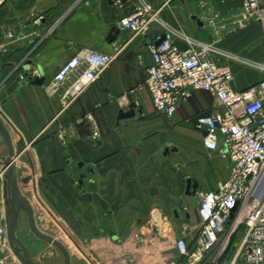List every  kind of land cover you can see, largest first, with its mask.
Returning a JSON list of instances; mask_svg holds the SVG:
<instances>
[{
    "label": "crops",
    "instance_id": "crops-1",
    "mask_svg": "<svg viewBox=\"0 0 264 264\" xmlns=\"http://www.w3.org/2000/svg\"><path fill=\"white\" fill-rule=\"evenodd\" d=\"M164 1L168 4L161 18L166 23L210 43L215 35L204 21L208 11L228 17L242 0ZM135 3L123 0L118 7L112 0H8L0 6V45L8 44L7 52L0 53V119L9 135L19 192L36 229L65 246L70 264L177 260L175 240L183 237L192 248L197 243L198 195L216 190L230 175L222 144L215 152L206 151L203 131L192 123L203 113L224 111L209 94L195 92L167 118L155 111L142 88L152 65L145 43L158 26L146 37L120 30L119 20ZM7 29L13 30L15 40L5 38ZM221 37L218 46L223 50L264 64V33L258 26ZM116 48L122 49L120 55L70 104L60 95L45 94V85L78 52L111 56ZM28 62L30 71L39 70L44 77L43 86L22 85ZM222 64L233 71L235 91L264 80L258 70L227 60ZM132 105L133 116L119 118ZM8 152L0 134V157ZM151 215L161 223L156 236L147 227ZM19 223L17 233L26 237L20 241L33 261L63 264L57 248L31 233L25 214ZM135 233L145 235L146 241L134 243Z\"/></svg>",
    "mask_w": 264,
    "mask_h": 264
},
{
    "label": "built area",
    "instance_id": "built-area-1",
    "mask_svg": "<svg viewBox=\"0 0 264 264\" xmlns=\"http://www.w3.org/2000/svg\"><path fill=\"white\" fill-rule=\"evenodd\" d=\"M7 2L0 0V6ZM112 2L121 7L123 0ZM167 4L163 0H136L133 10L119 20L118 28L135 37H146L153 26H158V32L145 43L152 65L146 70L142 88L149 93L155 111L167 118H171L179 105L195 92L209 94L215 105L224 111L199 119L195 128L206 132L203 139L206 151L215 152L219 143L222 144V158L229 160L231 169L228 180L218 184L216 190L198 195L195 248L189 251L186 239L178 238L172 248L177 259L185 261L172 260L166 264H215L216 260L208 256L222 242L225 244L223 236H226L228 226L235 225L237 212L243 209L247 211L240 215L236 225L244 223L246 230L232 264H264V80L245 90L235 91L231 86L233 71L223 65L222 60L236 62L263 74L264 64L218 46L224 34L250 25L258 26L264 33V0H242L238 10L228 17L208 11L204 21L215 35V41L210 43L191 38L166 23L161 12ZM4 36L7 40H15L11 29L5 30ZM7 45H0V53L7 52ZM121 51L116 48L111 56L93 50L78 52L56 71L44 87L45 94L60 95L64 104H70L97 82ZM31 72L33 77H39L38 71ZM21 79L25 80L24 76ZM97 138L98 134L94 133L93 139ZM160 224L157 215L149 217L147 227L153 236L161 234ZM132 241L142 244L146 237L135 233ZM0 264H20L8 244L2 193Z\"/></svg>",
    "mask_w": 264,
    "mask_h": 264
},
{
    "label": "water",
    "instance_id": "water-1",
    "mask_svg": "<svg viewBox=\"0 0 264 264\" xmlns=\"http://www.w3.org/2000/svg\"><path fill=\"white\" fill-rule=\"evenodd\" d=\"M193 21H195L199 26H202V23L199 19L196 17L191 18ZM117 28L112 29V33L117 35L118 33ZM111 39L112 35L109 36ZM30 63L28 62L26 64L25 70L26 73L24 74L25 82H23L22 85L30 84L31 86L41 87L44 85L45 79L42 76V74L39 72V77H33L32 72L30 71ZM134 106H130V111L128 114H120L119 118H127L133 116V108ZM209 113H203L197 117H195L192 120V123L194 125L197 124V121L199 119L208 118ZM0 134L3 136L7 146H8V156L6 158L0 157V174H1V189H2V197L4 201V207H5V219H6V233H7V240L9 247L15 256V258L18 260L20 264H37L35 261H33L25 246L23 243L17 238V229H18V223H19V217L21 214H25L28 218V226L31 231V233L38 239L52 244L54 247H56L63 256V264H70V256L65 248V246L60 243L57 240H54L53 238L49 236H45L41 234L35 227L32 211L28 204V202L25 200L24 197L21 196L18 188V182L16 178L15 173V166L13 162V153L12 149L10 147V139L8 132L3 125L1 119H0ZM206 135V132L203 131V136ZM84 176H81L83 178ZM191 187V181H187V191H189ZM197 185L193 186V189H196ZM193 194H195V190L193 191ZM234 212V210H233ZM232 212V213H233ZM233 217V214L231 215V218Z\"/></svg>",
    "mask_w": 264,
    "mask_h": 264
},
{
    "label": "rangeland",
    "instance_id": "rangeland-1",
    "mask_svg": "<svg viewBox=\"0 0 264 264\" xmlns=\"http://www.w3.org/2000/svg\"><path fill=\"white\" fill-rule=\"evenodd\" d=\"M246 211H247V209H245V210L243 209V210L238 211L237 212L238 217L234 222L235 225H234V223H232V225H234L233 227L231 225L228 226L227 234H226V236H223V237H225L224 240H226L225 241L226 245L224 244V242H222V244L217 246V248H215L213 250V252L208 256V258H210L211 260H213V259L216 260L215 264H232L236 254H237V251L239 249L242 238L245 234V230H246V226L244 225V223H239L238 225H236V223H237L239 217H241L240 215H242V216L245 215ZM196 218H197V213H195V219ZM197 221H198V219H197ZM19 225L20 226L22 225L23 228H27V225H25L24 222H22V223L20 222ZM20 226H19V228H21ZM19 234L20 233L18 232L17 238L19 240L26 238L25 236H22L23 233H21L20 235ZM59 253L61 254L60 251H59ZM60 256H61L60 260H62V262H63L62 254ZM50 258H53V257H50Z\"/></svg>",
    "mask_w": 264,
    "mask_h": 264
},
{
    "label": "trees",
    "instance_id": "trees-1",
    "mask_svg": "<svg viewBox=\"0 0 264 264\" xmlns=\"http://www.w3.org/2000/svg\"><path fill=\"white\" fill-rule=\"evenodd\" d=\"M188 248H189V251H192V250L194 249V248H192V247H190V246H189ZM177 260H178L179 262H184V261H185V260H181V259H179V258H178Z\"/></svg>",
    "mask_w": 264,
    "mask_h": 264
}]
</instances>
